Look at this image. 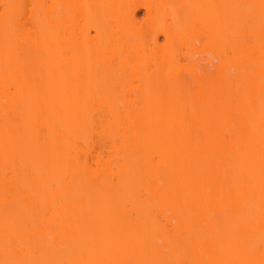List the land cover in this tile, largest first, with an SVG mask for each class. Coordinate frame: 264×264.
Segmentation results:
<instances>
[{"label":"bare ground","instance_id":"1","mask_svg":"<svg viewBox=\"0 0 264 264\" xmlns=\"http://www.w3.org/2000/svg\"><path fill=\"white\" fill-rule=\"evenodd\" d=\"M0 264H264V0H0Z\"/></svg>","mask_w":264,"mask_h":264}]
</instances>
